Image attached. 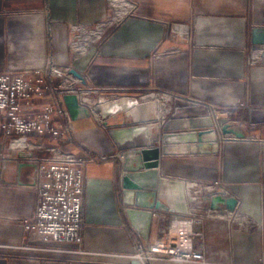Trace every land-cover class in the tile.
Instances as JSON below:
<instances>
[{"label":"crops","instance_id":"obj_1","mask_svg":"<svg viewBox=\"0 0 264 264\" xmlns=\"http://www.w3.org/2000/svg\"><path fill=\"white\" fill-rule=\"evenodd\" d=\"M176 28L183 38L171 35ZM168 50L174 52L151 61ZM49 58L80 75L89 71L98 86L127 89L140 101L130 125L209 116L213 105L219 125L238 121L233 127L244 139L225 136L218 154L159 155L154 181L169 212L153 214L147 240L123 214L115 162L90 165L81 253L25 231L34 167L13 152L19 161H3L0 169V264H174L132 253L139 242L159 238L175 216L190 214L201 219L193 243L205 264H264V0H0V72L39 70ZM152 96L161 104H143ZM73 126L92 153L119 154L91 117ZM215 182L237 201L232 226L227 207L209 217L204 204L189 201L199 188L198 199L207 197L205 186Z\"/></svg>","mask_w":264,"mask_h":264},{"label":"built area","instance_id":"obj_2","mask_svg":"<svg viewBox=\"0 0 264 264\" xmlns=\"http://www.w3.org/2000/svg\"><path fill=\"white\" fill-rule=\"evenodd\" d=\"M174 35L183 38L184 32L172 29ZM189 42L192 39L186 36ZM79 36L71 44L76 48ZM164 53L154 52V62ZM70 68L55 65L51 58L39 70L0 72V140L8 151L25 155L23 160L34 170L28 188L34 191L31 214L24 219L27 233L34 234L57 245H69L82 252L83 205L87 169L90 165L114 160L120 166L123 158L97 155L76 140L74 122L64 102L65 95H76L78 103L90 110V117L107 134L103 120L92 111V105L83 96H95L105 102L129 98L127 89L98 86L93 83L89 71L82 79L75 77ZM211 116L217 117L220 109L209 105ZM232 123V122H230ZM238 124V123H232ZM19 161L18 158L14 159ZM204 188V187H203ZM209 197H232L231 191L222 183L215 182L204 188ZM215 211L208 210L207 216ZM237 216V209L230 218ZM230 218H226L229 221ZM201 222L200 216L174 217L152 243L139 242L132 253L133 258L151 262L165 259L174 264H205L203 253L194 246L198 235L193 227Z\"/></svg>","mask_w":264,"mask_h":264},{"label":"water","instance_id":"obj_3","mask_svg":"<svg viewBox=\"0 0 264 264\" xmlns=\"http://www.w3.org/2000/svg\"><path fill=\"white\" fill-rule=\"evenodd\" d=\"M71 73L82 79L78 72L71 70ZM64 102L73 122L90 118V110L79 105L76 95H65ZM93 105L92 111L104 121L109 139L123 158L119 170L123 214L131 228L144 240L148 239L153 214L169 212V208L159 200L154 181L159 155L217 154L221 140H226L225 136L231 134L237 140L244 139V135L233 127L234 124L219 125L210 116L169 118L162 123L130 125L127 123L128 116L140 106L137 98L105 103L98 101ZM111 122L117 123L112 125ZM205 148L210 151H204ZM197 194H203L202 188L194 191L193 195L189 193V201L204 204L205 214L208 210L217 211L220 206L227 207L230 212L237 207V201L232 197L207 196L198 199Z\"/></svg>","mask_w":264,"mask_h":264},{"label":"rangeland","instance_id":"obj_4","mask_svg":"<svg viewBox=\"0 0 264 264\" xmlns=\"http://www.w3.org/2000/svg\"><path fill=\"white\" fill-rule=\"evenodd\" d=\"M171 35L172 36H174V33L171 31ZM176 35V34H175ZM168 51H173V50H168ZM93 97H95V96H93ZM220 112V111H219ZM97 114V113H96ZM210 117H212L211 116V114L209 115ZM213 118V117H212ZM213 119H215V120H217V118L216 117H214ZM218 121V120H217ZM230 122H235V123H238V121H230ZM219 123V122H218ZM0 143H1V140H0ZM6 145H1L0 144V169L1 170H3V169H5L6 167H5V165H3V161H8V160H13V159H15L16 158V156L14 155L13 156V151H8L6 148ZM220 147V146H219ZM220 149V148H219ZM218 153H219V151H218ZM217 153V154H218ZM108 156H114V155H108ZM109 161H114V160H112V159H110V160H107V161H105V162H102V163H106V162H109ZM115 162V164H116V167H115V169L119 172V164H118V162H116V161H114ZM102 163H98V164H102ZM236 219H237V216H235V217H233V218H230L229 219V221H228V223L230 224V226H232V225H234L235 223H236Z\"/></svg>","mask_w":264,"mask_h":264},{"label":"bare ground","instance_id":"obj_5","mask_svg":"<svg viewBox=\"0 0 264 264\" xmlns=\"http://www.w3.org/2000/svg\"><path fill=\"white\" fill-rule=\"evenodd\" d=\"M82 100L84 102H87V103L91 104L92 105V108L94 107L93 103L98 102V101H103L102 99H99V98L97 99V97H93L91 95L90 96H83L82 97ZM143 104L160 105L161 104V100H160V98H155V97L152 96V97H149V98L145 99L143 101ZM97 117L101 118L99 116V114H97Z\"/></svg>","mask_w":264,"mask_h":264}]
</instances>
